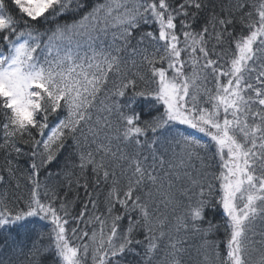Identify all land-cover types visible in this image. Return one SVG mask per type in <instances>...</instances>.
<instances>
[{
    "label": "snow or ice",
    "instance_id": "obj_1",
    "mask_svg": "<svg viewBox=\"0 0 264 264\" xmlns=\"http://www.w3.org/2000/svg\"><path fill=\"white\" fill-rule=\"evenodd\" d=\"M0 264H264V0H0Z\"/></svg>",
    "mask_w": 264,
    "mask_h": 264
}]
</instances>
